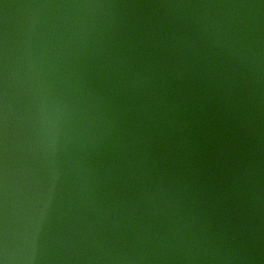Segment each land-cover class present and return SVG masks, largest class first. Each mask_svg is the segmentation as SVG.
I'll return each mask as SVG.
<instances>
[{
  "label": "water",
  "instance_id": "95a60500",
  "mask_svg": "<svg viewBox=\"0 0 264 264\" xmlns=\"http://www.w3.org/2000/svg\"><path fill=\"white\" fill-rule=\"evenodd\" d=\"M0 264H264V0H0Z\"/></svg>",
  "mask_w": 264,
  "mask_h": 264
}]
</instances>
